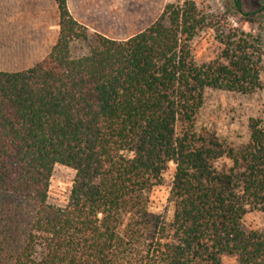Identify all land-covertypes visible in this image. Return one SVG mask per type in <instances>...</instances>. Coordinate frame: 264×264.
Instances as JSON below:
<instances>
[{
  "label": "trees",
  "instance_id": "1",
  "mask_svg": "<svg viewBox=\"0 0 264 264\" xmlns=\"http://www.w3.org/2000/svg\"><path fill=\"white\" fill-rule=\"evenodd\" d=\"M54 2L50 54L0 72V264H264V230L242 225L264 214V126L252 120L237 150L198 125L207 90H263L264 35L220 29L188 1L116 41ZM205 31L221 54L199 63L192 44ZM171 164L167 222L149 201ZM56 166L76 173L65 207L48 201Z\"/></svg>",
  "mask_w": 264,
  "mask_h": 264
},
{
  "label": "rangeland",
  "instance_id": "2",
  "mask_svg": "<svg viewBox=\"0 0 264 264\" xmlns=\"http://www.w3.org/2000/svg\"><path fill=\"white\" fill-rule=\"evenodd\" d=\"M188 1L196 3L204 13L216 16L217 27L220 29L231 25L248 34L264 35V13H257L264 7V0H241L244 12L249 14L248 19L237 15L229 0H109L112 18L115 15L122 20L125 16L126 22L124 25H111L109 35L124 38L127 36L126 27L133 28L132 33L141 27L138 24H127L135 22L141 14H148L151 10L153 18L158 20L166 6L182 5ZM5 37L4 30L0 31V39ZM221 48L211 31L201 33L192 44L193 54L199 63L215 59L221 54ZM3 67L9 68L6 65ZM261 83L263 90L253 95L207 90L199 116V127L215 133L237 150L246 146L250 140L251 121H260L264 126V74L261 76ZM224 166L229 167L231 164L225 160L220 161L219 167ZM174 172L175 166L171 164L164 174V184L154 189L149 201V211L162 216L167 222L172 221L174 216V206L170 201ZM75 177L73 170L62 166L55 167L49 189L48 201L51 205L65 207L68 204ZM242 225L250 231L264 230V214L259 211L251 212L243 219ZM223 262L236 264L232 257H225Z\"/></svg>",
  "mask_w": 264,
  "mask_h": 264
},
{
  "label": "crops",
  "instance_id": "3",
  "mask_svg": "<svg viewBox=\"0 0 264 264\" xmlns=\"http://www.w3.org/2000/svg\"><path fill=\"white\" fill-rule=\"evenodd\" d=\"M71 16L90 31L108 39L125 41L150 27L157 20L152 11L141 14L135 22L141 27L135 33L125 28L127 36L109 35L110 26L126 24L113 18L109 0H67ZM4 10V11H3ZM5 17V18H4ZM136 25V26H138ZM6 33L0 39V72H23L45 59L55 46L60 34V15L54 0H0V31ZM6 65L9 68H4Z\"/></svg>",
  "mask_w": 264,
  "mask_h": 264
}]
</instances>
